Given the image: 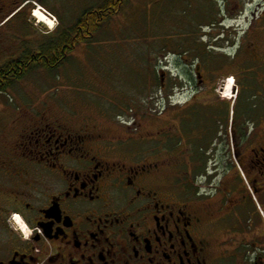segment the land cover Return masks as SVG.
<instances>
[{"label": "flooded vegetation", "instance_id": "flooded-vegetation-1", "mask_svg": "<svg viewBox=\"0 0 264 264\" xmlns=\"http://www.w3.org/2000/svg\"><path fill=\"white\" fill-rule=\"evenodd\" d=\"M222 3L232 18L155 41L147 153L102 107L0 121V264H264V3Z\"/></svg>", "mask_w": 264, "mask_h": 264}, {"label": "rangeland", "instance_id": "rangeland-1", "mask_svg": "<svg viewBox=\"0 0 264 264\" xmlns=\"http://www.w3.org/2000/svg\"><path fill=\"white\" fill-rule=\"evenodd\" d=\"M102 1L40 0V5L36 1L34 7L24 11V16L23 12L18 15V12L11 15L9 10L1 12L0 62L4 56L20 49L23 39L33 47L51 36L57 37L87 7ZM182 1L130 0L100 29L94 41L76 46L61 67L51 71L35 69L0 93V121L11 116L35 115L46 109L48 114L60 110L63 115H87V107L92 111L102 107L101 110L110 116H118L115 121L121 126L120 130L129 129L127 133L111 132L110 135L124 140L129 137L130 150L147 153L154 146L135 141L139 136L134 131L139 116L154 110L149 99L155 66V41L161 43V49H165L168 41L178 48L184 34L195 35L192 23L198 24L202 18L206 19L207 11L216 19H230L234 15L227 14L232 11L224 9L223 0H189L186 5ZM235 1L226 0L227 5ZM250 2L257 5L264 0ZM37 5L56 19L54 23L49 19L51 27L35 16ZM252 12H256L254 7L245 11L247 14ZM229 24L226 23L227 28ZM162 66H165L164 60ZM146 129L155 130L152 126H146Z\"/></svg>", "mask_w": 264, "mask_h": 264}, {"label": "trees", "instance_id": "trees-1", "mask_svg": "<svg viewBox=\"0 0 264 264\" xmlns=\"http://www.w3.org/2000/svg\"><path fill=\"white\" fill-rule=\"evenodd\" d=\"M186 1V4H189L190 1ZM129 2L130 0H103L98 5L87 7L72 25L60 32L57 37L51 36L46 41L30 47L25 52L27 63L22 68L18 67L19 62H12L0 68V93L35 69L51 71L61 67L68 61L76 46L94 41L100 29L116 17ZM185 2L182 1L183 4ZM206 13V19L214 18L208 15L210 11ZM189 19L192 20L191 17Z\"/></svg>", "mask_w": 264, "mask_h": 264}, {"label": "bare ground", "instance_id": "bare-ground-1", "mask_svg": "<svg viewBox=\"0 0 264 264\" xmlns=\"http://www.w3.org/2000/svg\"><path fill=\"white\" fill-rule=\"evenodd\" d=\"M34 14L39 18L40 22L50 25L51 27V23L47 19H45L41 14L38 13H34Z\"/></svg>", "mask_w": 264, "mask_h": 264}]
</instances>
